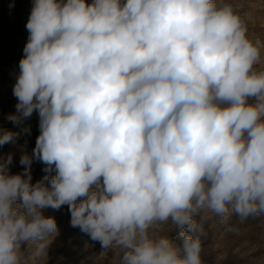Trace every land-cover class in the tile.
<instances>
[{
    "label": "clouds",
    "instance_id": "9594fccd",
    "mask_svg": "<svg viewBox=\"0 0 264 264\" xmlns=\"http://www.w3.org/2000/svg\"><path fill=\"white\" fill-rule=\"evenodd\" d=\"M26 29L8 119L39 135L23 172L0 163V264L47 256L46 208L116 264H203L199 214L264 217V42L231 3L33 0ZM33 160L55 175L33 184Z\"/></svg>",
    "mask_w": 264,
    "mask_h": 264
},
{
    "label": "rangeland",
    "instance_id": "374dc122",
    "mask_svg": "<svg viewBox=\"0 0 264 264\" xmlns=\"http://www.w3.org/2000/svg\"><path fill=\"white\" fill-rule=\"evenodd\" d=\"M231 3L247 27L250 39L264 42V0H226ZM33 0H0V131L14 133L12 141L0 146V163L10 174L21 173L23 152L31 155L39 135V117L36 112L30 118L16 124L8 119L16 113L17 98L13 87L19 75V61L29 33L26 24ZM257 71H264V62L255 65ZM11 156V162L8 158ZM45 165L33 160L32 183L46 175ZM48 186V181H44ZM45 217H54L58 234L49 245L47 256H36L35 245L24 248L25 264H116L115 250H102L97 241L70 224L68 206L59 210H42ZM203 221L202 260L203 264H264V217L249 218L243 223L235 215L222 219L204 211L196 219ZM161 235L175 239V229L168 223L158 229Z\"/></svg>",
    "mask_w": 264,
    "mask_h": 264
}]
</instances>
